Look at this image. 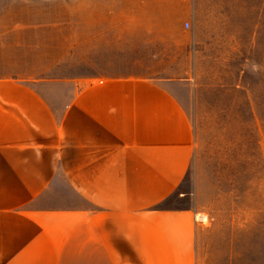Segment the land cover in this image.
<instances>
[{
	"label": "crops",
	"instance_id": "crops-1",
	"mask_svg": "<svg viewBox=\"0 0 264 264\" xmlns=\"http://www.w3.org/2000/svg\"><path fill=\"white\" fill-rule=\"evenodd\" d=\"M191 35L190 0H0V264L207 263Z\"/></svg>",
	"mask_w": 264,
	"mask_h": 264
},
{
	"label": "rangeland",
	"instance_id": "rangeland-1",
	"mask_svg": "<svg viewBox=\"0 0 264 264\" xmlns=\"http://www.w3.org/2000/svg\"><path fill=\"white\" fill-rule=\"evenodd\" d=\"M190 2L192 38L171 76L189 83L206 264H264V0Z\"/></svg>",
	"mask_w": 264,
	"mask_h": 264
},
{
	"label": "bare ground",
	"instance_id": "bare-ground-1",
	"mask_svg": "<svg viewBox=\"0 0 264 264\" xmlns=\"http://www.w3.org/2000/svg\"><path fill=\"white\" fill-rule=\"evenodd\" d=\"M199 218H200L201 220H206V219H207V217L202 216L201 214H199Z\"/></svg>",
	"mask_w": 264,
	"mask_h": 264
}]
</instances>
